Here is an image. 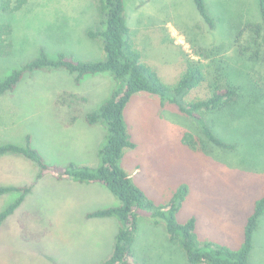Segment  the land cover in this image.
<instances>
[{
  "label": "rangeland",
  "instance_id": "rangeland-1",
  "mask_svg": "<svg viewBox=\"0 0 264 264\" xmlns=\"http://www.w3.org/2000/svg\"><path fill=\"white\" fill-rule=\"evenodd\" d=\"M14 2L10 0V5ZM205 2L214 18L213 28L199 15L194 0H125L124 13L141 62L169 87L176 85L190 62L201 67L204 78L183 95L184 102L210 96L218 81L225 82L223 67L230 69L241 86L236 98L242 103L201 114L213 132L234 148L209 142L197 122L176 105H161L157 95L140 91L131 96L123 112L135 146L123 149L118 165L155 204L167 203L185 185L187 194L176 220L182 223L194 217L198 240L237 249L264 186V111L260 108L264 104L259 100L257 106L244 105L253 95L250 78L260 83L264 68L243 59L235 42L241 24L260 21L259 5L258 0ZM98 21L97 0H26L15 11L0 8V25L11 28L10 53L0 55V79L40 51L51 58L63 52L82 61L104 60L102 40L86 35ZM115 84L108 72L86 74L78 82L74 74L55 69L24 74L13 90L0 96V143H23L30 135L32 147L49 167L98 166L105 124L89 125L81 116L72 119L69 94L87 97L79 104L85 113L101 104ZM185 133L194 135L201 148L183 142ZM38 172L37 164L26 157L0 156V185L31 187L0 225V264L104 260L113 250L120 223L115 217L87 214L119 205L118 197L100 183L59 177L52 168L39 177ZM14 197L11 192L0 196V209ZM137 213L132 247L137 264H190L179 244L168 239L163 223H153L150 210L141 208ZM252 243L249 264H264V212Z\"/></svg>",
  "mask_w": 264,
  "mask_h": 264
},
{
  "label": "trees",
  "instance_id": "trees-1",
  "mask_svg": "<svg viewBox=\"0 0 264 264\" xmlns=\"http://www.w3.org/2000/svg\"><path fill=\"white\" fill-rule=\"evenodd\" d=\"M0 8L15 11L26 0H0ZM125 0H97L99 10L98 23L86 31L87 37L100 38L106 53L104 60L82 61L60 52L51 58L43 51L38 56L25 62L19 68L13 69L0 79V96L13 90L24 74L35 70L55 69L67 71L75 75L78 82L86 74L108 72L116 82L109 96L93 110L83 113L79 104L85 98L76 94H69L72 100L68 102L72 107L73 117L81 116L89 125L102 121L107 129L106 141L99 150L100 164L92 167L70 163L64 167H49L37 149L32 147L30 135L23 143H0V156L9 154L26 157L33 160L38 168L39 177L47 169L52 168L59 177L71 178L79 182H95L105 185L108 190L118 197L120 204L95 209L87 214L89 217H115L120 227L114 237L113 250L109 256L96 264H137L134 260L133 242L138 230V209L144 208L151 212L153 223L162 222L171 242L179 244L190 264H249V255L253 246L252 237L257 227L258 219L264 212V186L262 194L253 203V209L246 219L243 238L237 249L209 240L200 241L195 233V218L190 217L185 222L176 220V212L182 205L187 194V187L181 185L172 194L170 200L164 204H155L132 181L128 173L118 165L123 149L133 148L134 142L129 139L124 108L131 96L144 91L157 95L162 104L172 103L178 110L192 117L199 125V130L209 142L223 147L234 148V144L223 141L217 136L201 112L216 113L225 107L239 105L242 102L237 96V89L241 88L234 79L230 69L223 67L225 82L216 83L212 94L203 99L184 102L182 97L189 90L196 87L204 78L199 65L190 62L174 87L162 82L151 68L141 62L139 51L132 45L129 37V26L124 13ZM199 15L210 28L214 27V18L210 16L205 0H194ZM260 21H248L241 24L235 35L238 54L253 65L264 68V0H258ZM10 26L0 25V55H8L11 50L9 34ZM245 35L246 38H245ZM260 83L251 80L253 95L244 105L257 106L259 100L264 104V76L260 75ZM260 86V87H259ZM242 96L241 94L239 97ZM63 99V95H61ZM64 102V101H62ZM239 102V103H238ZM264 111V105L260 107ZM183 142L193 149H199L194 135L185 133ZM30 186L0 185V196L11 192L15 197L0 209V225L10 216L30 192Z\"/></svg>",
  "mask_w": 264,
  "mask_h": 264
},
{
  "label": "crops",
  "instance_id": "crops-1",
  "mask_svg": "<svg viewBox=\"0 0 264 264\" xmlns=\"http://www.w3.org/2000/svg\"><path fill=\"white\" fill-rule=\"evenodd\" d=\"M103 73H105V72H103ZM99 74H100V73H99ZM105 78H107V80L109 79V77H105ZM105 78H104V79H105ZM109 94H110V93H109ZM79 96L84 97L85 100H86V98H87L86 96H83V95H79ZM108 96H109V95H108ZM105 99H106V98H105ZM159 100H160V98H159ZM160 103H161V101H160ZM161 105H165V103H164V104L161 103ZM95 124H96V123H95ZM95 124H93V125H95ZM97 184H98V183H97Z\"/></svg>",
  "mask_w": 264,
  "mask_h": 264
}]
</instances>
